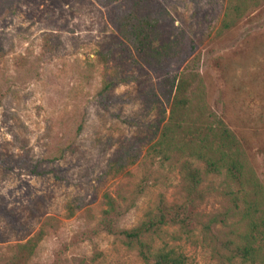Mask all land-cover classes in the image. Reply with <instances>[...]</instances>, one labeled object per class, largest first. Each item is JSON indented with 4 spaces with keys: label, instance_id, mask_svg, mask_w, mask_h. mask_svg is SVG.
<instances>
[{
    "label": "rangeland",
    "instance_id": "rangeland-1",
    "mask_svg": "<svg viewBox=\"0 0 264 264\" xmlns=\"http://www.w3.org/2000/svg\"><path fill=\"white\" fill-rule=\"evenodd\" d=\"M124 2L0 0V260L51 219L29 264H144L99 229L103 194L124 202L144 180L120 229L138 225L160 196L184 201L183 163L202 168L197 156L215 119L264 191V0L227 30L231 0H142L157 29L141 55L120 35ZM116 76L127 81L102 100L103 81ZM178 85L187 102L171 117ZM165 125L171 143L158 144ZM130 147L136 163L107 177L109 161ZM223 181L204 177L203 188L219 191L199 202L201 219L231 209ZM78 197L83 207L66 217ZM172 232L164 239L188 264H218L198 235L176 240Z\"/></svg>",
    "mask_w": 264,
    "mask_h": 264
},
{
    "label": "trees",
    "instance_id": "trees-1",
    "mask_svg": "<svg viewBox=\"0 0 264 264\" xmlns=\"http://www.w3.org/2000/svg\"><path fill=\"white\" fill-rule=\"evenodd\" d=\"M256 1L231 0L224 15L223 28L227 30L234 26ZM142 5V0H125L124 8L119 6L116 13L122 39L139 55L151 49L153 43L150 35L157 29V21L143 11ZM126 81V78L108 77L103 81L98 95L105 100L115 83ZM182 93L183 89L178 85L171 117L177 106L186 105ZM170 128L171 125L163 127L158 144L171 143ZM209 131L211 135H208L205 151L197 156L203 164L202 168L190 161L183 163L184 201L168 202L160 196L138 225L131 229H120L117 220L134 207L145 190L144 180L124 202L118 201L108 192L103 194L104 209L100 213L99 229L119 237L122 244L135 251L144 264H188L185 256L164 239L169 229L173 230L172 235H175L176 240L198 235L201 241L208 243L218 264H264V191L250 177L239 142L222 120L215 119V125ZM138 157L139 152L135 148L125 149L109 161L107 177L115 179L123 175ZM205 176L224 178L223 195L229 198L232 207L224 212L213 213L204 220L201 219L199 202L209 193L219 191L218 186L203 188ZM82 207L79 197L71 199L66 205V217H72ZM237 215L239 218L232 222ZM84 216L89 221L94 219L88 208L84 209ZM51 221H45L25 243L15 245L12 255L6 260L1 259L0 264H29L39 243L53 226Z\"/></svg>",
    "mask_w": 264,
    "mask_h": 264
}]
</instances>
